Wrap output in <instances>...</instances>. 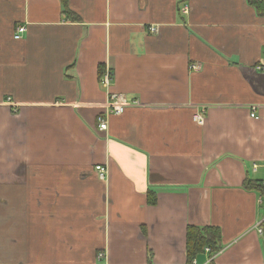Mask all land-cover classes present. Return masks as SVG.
<instances>
[{
    "label": "crops",
    "instance_id": "0c3cea01",
    "mask_svg": "<svg viewBox=\"0 0 264 264\" xmlns=\"http://www.w3.org/2000/svg\"><path fill=\"white\" fill-rule=\"evenodd\" d=\"M67 7L0 0V264H264V200L244 188L264 189V14ZM111 94L129 103L119 116ZM189 227L217 230L218 249L190 262Z\"/></svg>",
    "mask_w": 264,
    "mask_h": 264
},
{
    "label": "trees",
    "instance_id": "16d2710c",
    "mask_svg": "<svg viewBox=\"0 0 264 264\" xmlns=\"http://www.w3.org/2000/svg\"><path fill=\"white\" fill-rule=\"evenodd\" d=\"M67 1L68 0H60V3L62 4L63 13L70 15L71 12L67 7ZM246 2L254 7L258 12H261L264 14V0H246ZM249 181L244 182V188H253L256 187L258 192L260 193L261 197H263L264 200V189L256 184ZM251 186V187H250ZM186 243H187V255L189 258V261L192 262L195 258V256L205 247L210 248V250H217L218 249V243H219V234L218 231L215 229L210 228H204V229H198L189 227L187 229L186 233Z\"/></svg>",
    "mask_w": 264,
    "mask_h": 264
},
{
    "label": "built area",
    "instance_id": "2783aa9c",
    "mask_svg": "<svg viewBox=\"0 0 264 264\" xmlns=\"http://www.w3.org/2000/svg\"><path fill=\"white\" fill-rule=\"evenodd\" d=\"M151 32H155V28L149 29ZM26 31V28L24 26H18L14 33V40H20L22 34H24ZM193 70H196V67H192ZM100 85L103 88H108L110 85V73L108 71H105L100 78ZM8 102H11L8 100ZM129 106V103L127 102L126 98L121 94H111L110 98L108 99L107 103L104 106L105 114L106 115H114L119 116L121 115L125 109ZM251 118H256L254 112L250 115ZM98 128L100 131H105L107 129V123L106 121L100 116L98 117ZM194 122L198 125H202L204 122V118L201 114H196L194 116ZM99 171L100 178H103V172L104 170L100 167L96 168ZM205 252H209V249H205ZM102 256V255H100ZM211 261V259H210ZM209 261V262H210Z\"/></svg>",
    "mask_w": 264,
    "mask_h": 264
}]
</instances>
